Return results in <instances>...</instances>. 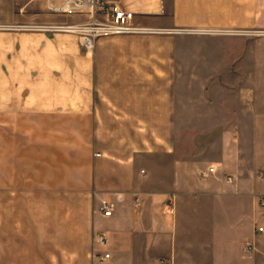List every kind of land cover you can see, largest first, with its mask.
I'll use <instances>...</instances> for the list:
<instances>
[{"label": "crops", "instance_id": "crops-1", "mask_svg": "<svg viewBox=\"0 0 264 264\" xmlns=\"http://www.w3.org/2000/svg\"><path fill=\"white\" fill-rule=\"evenodd\" d=\"M107 1L156 30L104 35L87 52L74 33L30 29L26 107L8 54L18 35L0 31V119L30 110V264H264L258 107L243 114L210 91L242 87L227 73L258 68L239 43L258 29L264 0ZM240 119L250 121L244 138L227 128ZM179 120L213 121L200 148L179 143ZM126 121L144 126L132 134ZM3 248L0 234V264H11Z\"/></svg>", "mask_w": 264, "mask_h": 264}, {"label": "rangeland", "instance_id": "rangeland-1", "mask_svg": "<svg viewBox=\"0 0 264 264\" xmlns=\"http://www.w3.org/2000/svg\"><path fill=\"white\" fill-rule=\"evenodd\" d=\"M45 3V0H3L0 11L3 21L0 23V31H13L18 35L13 39V50H9L8 54L10 56L13 52L18 62V94L20 102H24L20 103V108L30 105L26 104L27 97L30 96V29H49L46 26L50 24L71 22L78 18L77 15L52 14L47 10ZM11 20L12 23H8ZM250 31L249 37L252 38L240 41L239 48L248 53L252 51L253 55L257 56L258 68L253 73H227L229 78L243 76L242 87L210 89V91L226 92L228 101L236 103L233 110L242 111L243 114L255 110L251 101L256 103L260 115L259 167L254 169L253 177L261 187L264 185V8H260L258 29ZM179 90V97L182 99V94L187 89ZM194 90L199 92L201 98L204 89ZM205 91L209 92V89ZM239 100L242 102L241 106ZM126 122H128L127 126L131 127L132 134L135 131L134 122H137L136 125L144 126L142 121ZM176 122L179 143L187 144L188 140L190 143L192 139L197 148L202 146L203 134L204 132L208 134L213 124L210 120H179L173 121V124L176 125ZM249 122L245 119L226 121L227 128L233 129L235 136L242 134V138L245 134L240 133L239 129H245L244 126ZM193 131L195 133L192 134ZM188 132H191L192 137L188 136ZM7 160L13 161L12 168L6 166ZM0 172V190L4 194L1 201L3 206L0 210L4 229L0 233L4 242L3 261L11 264H30V110L20 109L18 115L8 118L3 115L0 119ZM249 176V174L243 175L244 178ZM9 226L11 230H8ZM39 251L41 252L40 249Z\"/></svg>", "mask_w": 264, "mask_h": 264}, {"label": "built area", "instance_id": "built-area-1", "mask_svg": "<svg viewBox=\"0 0 264 264\" xmlns=\"http://www.w3.org/2000/svg\"><path fill=\"white\" fill-rule=\"evenodd\" d=\"M46 8L55 15L68 16L79 13L87 15L85 20L54 23L46 26L49 29L74 33L80 46L87 52L94 48L96 39L104 35L148 33L156 30L153 27L135 23L133 11L126 9L118 2L107 0H46ZM94 155H99V153L95 152ZM215 170L213 165H209L200 170L199 174L206 177L214 173ZM228 179L231 180V177H228ZM259 203L264 207V196H259ZM99 210L103 215H110L111 204L103 200ZM257 229L258 231L263 230L262 226ZM97 239L103 245H107L109 241L108 236L104 233L97 234ZM252 246V242L248 241L246 243L248 249ZM96 256L103 259L108 257L109 253H98Z\"/></svg>", "mask_w": 264, "mask_h": 264}]
</instances>
